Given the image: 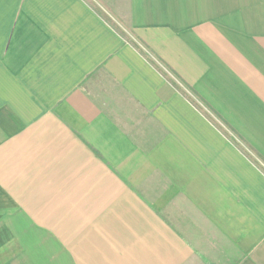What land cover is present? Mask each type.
I'll return each instance as SVG.
<instances>
[{
    "label": "crops",
    "instance_id": "1",
    "mask_svg": "<svg viewBox=\"0 0 264 264\" xmlns=\"http://www.w3.org/2000/svg\"><path fill=\"white\" fill-rule=\"evenodd\" d=\"M0 264H264V0H0Z\"/></svg>",
    "mask_w": 264,
    "mask_h": 264
},
{
    "label": "rangeland",
    "instance_id": "2",
    "mask_svg": "<svg viewBox=\"0 0 264 264\" xmlns=\"http://www.w3.org/2000/svg\"><path fill=\"white\" fill-rule=\"evenodd\" d=\"M114 25L116 27H118V29L123 31V35L125 36V38L127 39L126 41H129L131 45L136 46L137 49H140L138 42L133 33L131 32V30L129 29L128 25H127V21L122 19L121 21H119L118 25L114 23ZM155 63H157L154 59H152ZM108 84V83H106ZM178 86V84H176ZM183 85V84H182ZM187 92L182 91L183 93H185L189 99H191L196 105L197 108H199L201 111L204 112V115L207 116L209 119H211L215 125H218L219 127L222 126V123L220 121V119L215 115L214 113H211L212 111H210V109L207 107V105H205L201 100L194 98V94L193 92L190 90V88L186 89Z\"/></svg>",
    "mask_w": 264,
    "mask_h": 264
}]
</instances>
